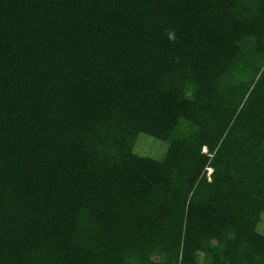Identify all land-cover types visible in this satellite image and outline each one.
<instances>
[{
	"label": "trees",
	"instance_id": "obj_1",
	"mask_svg": "<svg viewBox=\"0 0 264 264\" xmlns=\"http://www.w3.org/2000/svg\"><path fill=\"white\" fill-rule=\"evenodd\" d=\"M263 228L264 0H0V264H264Z\"/></svg>",
	"mask_w": 264,
	"mask_h": 264
},
{
	"label": "rangeland",
	"instance_id": "obj_2",
	"mask_svg": "<svg viewBox=\"0 0 264 264\" xmlns=\"http://www.w3.org/2000/svg\"><path fill=\"white\" fill-rule=\"evenodd\" d=\"M165 144L157 139L150 138L145 135L139 136L137 141L135 152L144 155L150 156L153 158H162L165 153ZM206 149H204L205 151ZM212 173V169L208 170V176ZM264 232V228L259 230Z\"/></svg>",
	"mask_w": 264,
	"mask_h": 264
},
{
	"label": "clouds",
	"instance_id": "obj_3",
	"mask_svg": "<svg viewBox=\"0 0 264 264\" xmlns=\"http://www.w3.org/2000/svg\"><path fill=\"white\" fill-rule=\"evenodd\" d=\"M168 37H169L170 40H174L175 39V33L172 32V31H169L168 32Z\"/></svg>",
	"mask_w": 264,
	"mask_h": 264
}]
</instances>
